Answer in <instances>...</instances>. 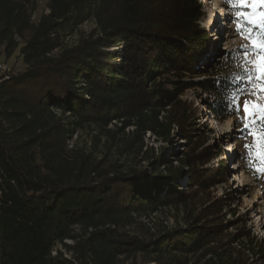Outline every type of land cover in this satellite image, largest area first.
Wrapping results in <instances>:
<instances>
[{
    "label": "trees",
    "instance_id": "1",
    "mask_svg": "<svg viewBox=\"0 0 264 264\" xmlns=\"http://www.w3.org/2000/svg\"><path fill=\"white\" fill-rule=\"evenodd\" d=\"M37 1L0 0V56L24 66L0 76V264H262L263 244L246 217L229 209L225 221L229 201L211 197L228 176L203 168L198 151L208 138L196 135L198 110L182 98L208 95L211 123L236 115L221 97L232 82L203 65L211 44L200 3L47 0L34 23ZM89 20L94 30L62 48L60 34ZM85 126L119 155L142 154L148 168L114 157L103 169L91 152L68 150ZM146 132L164 144L177 135L189 152L176 164L162 153L143 157ZM171 207L183 216L173 228L153 217Z\"/></svg>",
    "mask_w": 264,
    "mask_h": 264
},
{
    "label": "rangeland",
    "instance_id": "2",
    "mask_svg": "<svg viewBox=\"0 0 264 264\" xmlns=\"http://www.w3.org/2000/svg\"><path fill=\"white\" fill-rule=\"evenodd\" d=\"M200 5V18L199 26L206 31L210 41V48L207 58L203 61V65L208 71L212 70L213 74L218 70L220 73L219 78H225L228 81V85L233 84V89L229 86L227 91L221 92V97L225 100L231 98L233 90L244 87V81H237L235 77L237 75L243 76L244 73L241 70V65L245 64V58L243 52L246 46L249 55L247 59L254 61L255 55L252 54V47L248 39V29L252 28L247 20L240 18L236 22H230L235 20V11H248L247 9L231 8L226 6L225 0H197ZM47 0H38L36 2L35 10L32 12V21L36 23L39 18L48 13L46 7ZM224 10V13H222ZM237 23L241 25V32L236 31ZM95 24L92 20L85 21L84 23L74 26L73 29H67L61 33V47H72L83 38L87 37L92 30H94ZM255 32H260L259 27H255ZM228 53V54H225ZM14 55L9 60L0 56V65L5 64L9 72H19L24 69V66L20 59L15 58ZM247 67L251 68V64H247ZM211 71V72H212ZM203 78H200L201 80ZM184 100L192 101L194 107L197 108L199 114V123L196 124V135L208 138L206 144L199 149L198 152H203V155L207 156V163L203 168L222 170L223 175H227V181H218L211 189V197L220 202L229 201V206L225 205L222 215L225 221H231L233 219L229 209L236 210V216H245L247 228L251 233L263 244L264 247V172L258 173L255 169L260 166V162L257 160L255 163L249 165L246 159H242L241 162L236 160L241 154H246V149L243 147L245 143L252 147L255 151L254 141L251 136L247 139V133L236 132L235 129L240 127L237 122V115L228 118L222 123H211L206 117V110L204 109L202 100H209L210 97L204 94L202 91L189 90L186 91L182 97ZM247 99L249 102H256L264 104V95L253 96L246 95L240 97L241 106L243 100ZM200 110V111H199ZM57 117L64 119L66 127L71 128V119L68 114H62L59 109L54 110ZM241 111V115H242ZM120 125L117 123L111 124L108 128L114 129ZM134 128H127L126 133L132 131ZM96 130L91 127L75 128L73 133L67 139L68 150H82L87 153H92L97 160H102V168H108L109 161L118 157L121 163L126 165H132L136 161H141L140 165L148 168L147 159H141L140 154L138 160H134V154H122L119 155L115 143L107 142L106 137L99 136L98 139H94ZM239 137V138H236ZM146 155L143 157L151 156L153 154L158 155L162 153L166 159L172 160L174 164L177 163V159L189 152V147L184 140H181L175 135L172 143L164 144L158 140L151 132H146L143 136ZM234 140L236 142L234 143ZM221 146V153H214L217 146ZM213 147V153H208L206 148ZM162 149V150H161ZM197 153V152H196ZM225 162V163H223ZM226 164V165H225ZM225 165V166H224ZM224 166V167H222ZM222 180V178L220 179ZM183 190L186 189V179L179 180ZM157 222L166 224L169 228L176 226L177 221L183 222V216L180 209L174 207L163 209L158 211L153 216ZM182 219V220H181ZM229 233H234L235 229L229 227ZM69 243V242H68ZM61 249V246H57ZM264 264V262H262Z\"/></svg>",
    "mask_w": 264,
    "mask_h": 264
},
{
    "label": "snow or ice",
    "instance_id": "3",
    "mask_svg": "<svg viewBox=\"0 0 264 264\" xmlns=\"http://www.w3.org/2000/svg\"><path fill=\"white\" fill-rule=\"evenodd\" d=\"M225 3L226 6H230L231 8L248 10L235 11V20L229 18L230 22H236L240 18H244L250 25H253L252 28L248 29V39L252 47V54L255 55L256 59L249 61L247 59L249 52L246 46H242L245 47V51L243 52L245 64L241 65L244 75H237L235 79L237 81H244L245 85L240 89L232 91L231 98L225 101V108L233 110L237 115L236 123L240 127L236 128L235 131L247 133V136L244 138L247 139L248 136H251L254 141L256 150L253 151V146L245 143L243 147L247 151L246 154H241V158L246 159L249 165L258 160L260 166L256 167L255 170L261 173L264 172V104L249 102L245 99L241 106L240 97L246 95H264V0H225ZM255 27H259L261 31L255 32ZM236 31L243 35L239 23H237ZM247 64H251L252 67H247ZM233 111H226L225 114L231 115Z\"/></svg>",
    "mask_w": 264,
    "mask_h": 264
},
{
    "label": "built area",
    "instance_id": "4",
    "mask_svg": "<svg viewBox=\"0 0 264 264\" xmlns=\"http://www.w3.org/2000/svg\"><path fill=\"white\" fill-rule=\"evenodd\" d=\"M8 72V68L5 64L0 65V76L6 75Z\"/></svg>",
    "mask_w": 264,
    "mask_h": 264
},
{
    "label": "bare ground",
    "instance_id": "5",
    "mask_svg": "<svg viewBox=\"0 0 264 264\" xmlns=\"http://www.w3.org/2000/svg\"><path fill=\"white\" fill-rule=\"evenodd\" d=\"M208 1V0H207ZM222 13H224V10H222Z\"/></svg>",
    "mask_w": 264,
    "mask_h": 264
}]
</instances>
